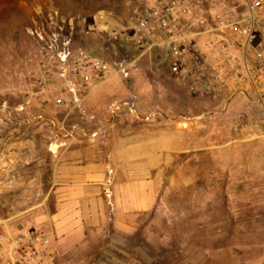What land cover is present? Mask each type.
Listing matches in <instances>:
<instances>
[{
	"label": "rangeland",
	"instance_id": "rangeland-1",
	"mask_svg": "<svg viewBox=\"0 0 264 264\" xmlns=\"http://www.w3.org/2000/svg\"><path fill=\"white\" fill-rule=\"evenodd\" d=\"M136 1L0 0V230L43 229L52 168L76 145L104 158V189L88 201L85 258L53 264H264L254 149L233 130L254 118L191 95L166 48L136 49Z\"/></svg>",
	"mask_w": 264,
	"mask_h": 264
},
{
	"label": "built area",
	"instance_id": "built-area-1",
	"mask_svg": "<svg viewBox=\"0 0 264 264\" xmlns=\"http://www.w3.org/2000/svg\"><path fill=\"white\" fill-rule=\"evenodd\" d=\"M263 6L264 0H137L127 40L138 50L166 45L170 74L191 95L223 97L227 111L235 98L248 97L250 89L253 103L260 107L264 104ZM194 34L207 36L203 50H196ZM236 51L243 57L234 55ZM247 54L253 56L251 62ZM70 55L68 50L64 59ZM114 66L129 76L125 61ZM260 123L235 121L233 130L253 141L263 136ZM52 257L50 241L42 231L0 230V264H50Z\"/></svg>",
	"mask_w": 264,
	"mask_h": 264
},
{
	"label": "crops",
	"instance_id": "crops-1",
	"mask_svg": "<svg viewBox=\"0 0 264 264\" xmlns=\"http://www.w3.org/2000/svg\"><path fill=\"white\" fill-rule=\"evenodd\" d=\"M262 14L264 16V6ZM261 26H264V18ZM206 38L207 36L205 35L194 34L193 39L197 46L196 50H203V43ZM158 48L167 49V46L162 45ZM234 55L240 58L243 57L241 52L239 53L238 51L234 52ZM245 58L247 62H251L253 56L247 54ZM171 81L174 82V80ZM105 89L106 85L100 86L91 95L90 99L96 102L107 97ZM254 101V94L248 89V97L243 98L240 96V98H235L229 107L232 105L231 111L235 115H246L248 118L253 116L254 122H258L260 119L259 122L262 124L260 125L261 131H264V104L259 107L253 103ZM203 115L207 114L203 113ZM201 127H204V123H201ZM128 139L132 140V138ZM234 139L235 142L240 141L236 137ZM247 142H249V147L254 149V151H251L250 157H248L249 178L254 182L248 184L246 188H248L247 190L251 195H264V182H260L261 180L264 181V154L262 156L260 151V149L264 148V136ZM79 148L80 146L75 145L71 150L56 158L57 166L52 168V176L55 178H49L51 182L47 191H45L47 196L43 221L45 224L42 222L44 227L41 231L50 241V250L53 253L52 261L57 257L59 259L85 258L82 254L86 253L83 250V245L89 236L87 220L89 218L90 205L88 201L91 198L96 199L101 196V192L104 189L103 183L106 178L105 166L103 165L104 158L96 156L94 152L91 154L90 150L87 154L78 151ZM53 163H45L46 170ZM124 186L127 188L126 185ZM140 209L143 211L144 207L142 206ZM140 209L137 207V211ZM115 210H118V208H115ZM2 224L3 222L0 221V226ZM71 251L72 253L69 254ZM111 256H113L110 257L112 259H121L118 255L112 254ZM50 264L53 263L51 262Z\"/></svg>",
	"mask_w": 264,
	"mask_h": 264
}]
</instances>
